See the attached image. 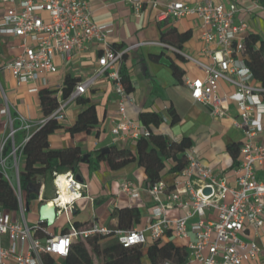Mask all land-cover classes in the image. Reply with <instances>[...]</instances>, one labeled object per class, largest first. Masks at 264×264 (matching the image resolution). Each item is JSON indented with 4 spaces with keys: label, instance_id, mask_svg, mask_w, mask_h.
Listing matches in <instances>:
<instances>
[{
    "label": "built area",
    "instance_id": "2783aa9c",
    "mask_svg": "<svg viewBox=\"0 0 264 264\" xmlns=\"http://www.w3.org/2000/svg\"><path fill=\"white\" fill-rule=\"evenodd\" d=\"M124 1L137 15L144 6V0ZM162 1L152 0L150 4L156 7ZM0 4L9 5L0 21V35L20 39L18 55L4 66L19 83L46 86V76L57 72L54 64L56 55L67 61L74 50H84L87 44L96 45L99 49L92 74L77 82L65 99L61 98V91H57V107L51 118L62 121L67 107L104 77L112 84L117 101L116 120L110 134L120 142L150 136L145 125L126 116V105L131 104L132 99L123 84L121 63L129 49H113L108 44V29L92 22L87 0H0ZM257 7L264 13V7ZM239 11L234 5L215 4L212 0H202L193 5L174 1L165 3L156 16L158 22L190 16L200 20L202 52L208 62L193 60L204 77L186 81L190 97L207 106L211 116L219 118L226 117L229 103H234L237 118L232 125L245 140L239 148L241 161L234 170L236 187H230L225 178L186 153L187 165L171 190L162 181L148 188L153 200L152 219L143 230H123L96 220L76 227L67 216L64 233L45 238L35 236L39 223L26 218L19 174L24 160V144L36 126L20 114L12 115L11 106L0 86V115L5 117L8 127L7 135L0 139V177L9 184L17 202L15 212H5L0 208V264H45L44 255L64 258L74 243L93 237L115 240L124 248L143 246L147 237L154 241L166 231L183 239L188 238L189 232L193 234V240L187 244V261L197 264H242L244 260L264 255V244L241 239V233L247 227L256 237L264 225V182L256 178L257 169L264 171V144L254 142L264 131V101L261 97L264 89L251 84L254 73L243 57L248 26L244 20L236 22L235 16ZM156 44L176 51L165 43ZM220 81L232 86L234 92L218 96ZM30 91L36 92L37 87ZM18 132L24 136L16 144L14 139ZM50 176L55 188V197L50 202L55 207L56 218L62 212L68 215L73 202L82 197L85 185L75 181L74 174L69 171L62 174L53 172ZM54 176L65 179L70 195L65 203L61 201L59 183ZM38 184L40 194L37 201L42 203L44 184ZM204 189H209L210 193L203 194ZM119 192L131 199L138 197L137 188L131 181L122 183ZM226 195L231 198L229 202L224 201ZM174 209L182 210L183 214L170 220L167 214ZM208 213L214 218H209Z\"/></svg>",
    "mask_w": 264,
    "mask_h": 264
},
{
    "label": "crops",
    "instance_id": "0c3cea01",
    "mask_svg": "<svg viewBox=\"0 0 264 264\" xmlns=\"http://www.w3.org/2000/svg\"><path fill=\"white\" fill-rule=\"evenodd\" d=\"M87 1L92 22L108 29L106 36L108 44L115 49H129L121 63L124 82L131 88L129 95L132 103L126 105V116L131 121L141 124V114H156L160 118V122L156 126L148 125L151 134L163 135L173 141L189 139L190 147L187 153L192 154L202 166L212 169L214 173L225 178L230 187H236L234 170L241 161L239 148L245 140L243 134L232 125V121L237 118L236 106L230 102L226 117H213L207 106L191 99L190 91L186 85V81L191 82L204 77L203 71L197 67L193 60L208 62L202 52L204 44L200 39L202 32L200 20L192 16L179 20L160 22L156 20L158 12L165 3L181 1L193 5L202 0H163L156 7L151 6L150 1L152 0H144V6L138 15L124 0ZM212 1L215 4L237 7L240 11L235 16L236 22L244 20L248 26L245 34L246 40L258 37L259 40L264 41V13L257 7L259 5L257 1ZM8 7L7 4H0V21ZM160 42L176 51L156 44ZM19 44V38L0 35V86L11 106L12 115L20 114L36 126L31 129L32 133L38 124L44 121L38 99L39 90L61 91L66 77L75 78L79 82L92 74L97 65L99 49L96 45L87 44L84 50H74L67 61L56 55L54 64L57 72L46 76V86H41L40 83H37L36 86L33 83H19L4 68L18 55ZM258 50V42L254 43L252 52L245 48L243 57L248 64L251 62L253 52ZM173 66L180 72L178 77L173 75ZM251 84L264 89L263 82L257 80L255 76ZM33 87H37L36 92L30 91ZM233 92L232 86L222 81L218 83V96L231 95ZM261 97L264 101L263 93ZM81 99L86 100L87 103L76 101L67 107L64 118L59 122L61 128L48 136V145L53 150L74 147L79 149L80 160L75 171L79 172L85 186L82 189V197L73 202L72 211L68 215L64 212L60 213L53 223V229L45 226L46 232L50 236L61 234L67 227V216L73 224L80 226L96 220L103 225L117 227L118 220L113 212L123 207L137 209L139 222L133 224L131 229L143 230L152 219L153 209V200L146 186V175L143 168L132 162L121 169L112 170L104 160L96 162V155L103 149L125 148L133 153L135 150L136 141L120 142L110 134L117 115V101L112 84L101 77ZM88 105L94 108L97 124L88 133L79 132L71 135L68 129L73 126L78 114ZM172 113L176 116L175 121L172 119ZM262 126L264 129V115ZM7 133L6 119L0 115V139ZM19 133L21 135L16 144H19L24 136L22 132L17 134ZM254 142L264 144V131L255 138ZM230 148H238L235 156L231 154ZM84 156L97 163L92 165L96 167L95 170H92L86 162H81ZM170 167L171 162L168 160L160 173V181L167 186L168 190L172 189L174 181L180 176L170 173L168 171ZM49 178L51 182L48 187L54 192L51 198L45 197L48 187L41 180L34 183L37 186H39L38 183L44 184L43 200L48 202L55 197L52 178L51 176ZM256 178L258 181L264 182V171L257 169ZM125 181H131L137 188L138 197L136 199H131L119 192L121 184ZM230 200V196L226 195L224 201L229 202ZM32 202L37 204V218L33 222L40 223L38 208L41 203L37 199ZM24 204L26 206V203ZM28 210L29 206H26V211ZM182 214V210L174 209L168 212L167 217L170 220H175ZM208 214L209 218H214V215ZM241 239L245 242L254 240L258 245H263L264 225L256 237L247 227L241 233ZM171 240L176 246H185L187 249L188 242L193 240V234L189 232L188 238L183 239L174 237L171 233ZM150 243L152 240L147 237L143 247ZM146 262L144 256L142 263ZM185 264L197 263L186 261ZM242 264H264V255L244 260Z\"/></svg>",
    "mask_w": 264,
    "mask_h": 264
},
{
    "label": "trees",
    "instance_id": "16d2710c",
    "mask_svg": "<svg viewBox=\"0 0 264 264\" xmlns=\"http://www.w3.org/2000/svg\"><path fill=\"white\" fill-rule=\"evenodd\" d=\"M264 7V0H255ZM258 42L259 50L253 52L251 62L248 64L257 80L263 82L264 86V41L258 37L246 40L245 48L252 52L254 43ZM112 47V46H111ZM115 49L114 47H112ZM173 75L179 76V70L173 66ZM123 77V76H122ZM77 83V79L66 77L61 88V98L68 97L73 87ZM123 84L127 93L131 91L130 86L124 82ZM57 91H49L40 89L38 99L40 109L44 117V123L32 131L28 141L23 147V167L20 170L19 181L22 198L27 206L30 202L37 199V196L31 191V185L41 180L46 187L50 184V175L53 172L64 173L68 170L72 173L75 171L80 160V151L78 148H68L64 150H53L49 148L48 136L57 129L61 128L58 121L51 118V114L57 107ZM264 94V92H263ZM87 103L86 100L77 99V102ZM173 121L176 116L172 113ZM160 118L153 113L141 114V124L148 128L149 124L158 125ZM97 124V118L93 106L88 105L77 116L73 126L68 129L72 135L79 132H90ZM16 137V136H15ZM15 140V139H14ZM10 143V142H7ZM16 143V140H15ZM190 147V141L183 138L180 141H173L163 135L150 134L148 138L141 137L135 142L134 153L128 149H118L110 147L108 152L96 155V162L104 160L112 170H118L135 162L142 167L146 175V186L149 188L153 184L161 180L160 173L165 167V162L170 160V173L180 174L186 167V153ZM238 148H230L233 156L237 153ZM85 162L92 170H95L97 163L86 159ZM44 199H46L44 197ZM0 208L5 212H15L17 210V202L15 195L9 184L0 177ZM118 220L117 228L129 230L133 224L139 222V212L136 208L123 207L113 212ZM86 223L81 226H86ZM76 227L80 225L74 224ZM39 228L35 232L37 238H45L49 236L46 232L44 223L38 224ZM66 229L62 231L65 232ZM187 249L185 246H176L171 240L170 231L165 232L159 239L152 243L141 246L134 245L124 248L115 240L102 237H93L86 241H78L74 243L68 254L61 259H57L51 255H44L45 264H143L142 259L145 256L147 262L144 264H185L187 261Z\"/></svg>",
    "mask_w": 264,
    "mask_h": 264
},
{
    "label": "water",
    "instance_id": "95a60500",
    "mask_svg": "<svg viewBox=\"0 0 264 264\" xmlns=\"http://www.w3.org/2000/svg\"><path fill=\"white\" fill-rule=\"evenodd\" d=\"M107 152H108V149H103L101 151V154H105ZM86 159H87V156H84L81 159V162L82 163L85 162ZM74 179H75V181L79 182L80 184L84 183V181L81 178V176L79 175V173L74 174ZM30 193H33L36 196H38L40 194L39 190H38V186L35 184H32ZM209 193H210L209 189L203 190V194L208 195ZM26 206H27V204H26ZM55 219H56V210H55L54 205L48 201L42 202L38 208V221L40 223H45L47 227H50L53 225Z\"/></svg>",
    "mask_w": 264,
    "mask_h": 264
},
{
    "label": "rangeland",
    "instance_id": "374dc122",
    "mask_svg": "<svg viewBox=\"0 0 264 264\" xmlns=\"http://www.w3.org/2000/svg\"><path fill=\"white\" fill-rule=\"evenodd\" d=\"M20 135H21L20 133L16 135V137H15V140H16V141H19V136H20ZM8 172H9V171H8ZM9 173H10V176L13 177V176L11 175V172H9ZM13 181H14V180H13ZM53 195H54L53 190L50 189V188L48 187V188L46 189V191H45V197H46V198H51ZM25 214H26V218H27L29 221H31V222L36 221V218H37V204H36L35 202H30L29 210L26 211ZM50 227H52V229H53L54 225H52V226H50ZM50 227H49V228H50ZM62 227H63V226H62ZM143 261H144V260H143Z\"/></svg>",
    "mask_w": 264,
    "mask_h": 264
},
{
    "label": "bare ground",
    "instance_id": "6f19581e",
    "mask_svg": "<svg viewBox=\"0 0 264 264\" xmlns=\"http://www.w3.org/2000/svg\"><path fill=\"white\" fill-rule=\"evenodd\" d=\"M54 177H55V180L59 183L61 201L65 203L70 198L69 197L70 195L67 193V190H66L65 179L63 176H54Z\"/></svg>",
    "mask_w": 264,
    "mask_h": 264
},
{
    "label": "snow or ice",
    "instance_id": "6c2138e0",
    "mask_svg": "<svg viewBox=\"0 0 264 264\" xmlns=\"http://www.w3.org/2000/svg\"><path fill=\"white\" fill-rule=\"evenodd\" d=\"M63 243V242H62Z\"/></svg>",
    "mask_w": 264,
    "mask_h": 264
}]
</instances>
